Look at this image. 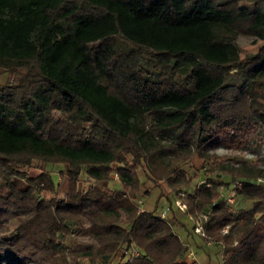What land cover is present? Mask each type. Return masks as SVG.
<instances>
[{"label":"trees","instance_id":"16d2710c","mask_svg":"<svg viewBox=\"0 0 264 264\" xmlns=\"http://www.w3.org/2000/svg\"><path fill=\"white\" fill-rule=\"evenodd\" d=\"M240 1L0 0V264H206L175 216L141 205L140 170L165 179L168 209L207 214L215 264H264L262 168L203 150L216 130L241 145L264 112V38L245 55L238 40L264 22L236 15ZM35 161L60 166L55 194Z\"/></svg>","mask_w":264,"mask_h":264},{"label":"rangeland","instance_id":"374dc122","mask_svg":"<svg viewBox=\"0 0 264 264\" xmlns=\"http://www.w3.org/2000/svg\"><path fill=\"white\" fill-rule=\"evenodd\" d=\"M234 13L239 15L241 18L246 21L258 20L264 22V11L263 5L260 0H242L239 2L238 6L235 8ZM262 38L240 35V54L245 55L252 51L254 45L259 42ZM1 69V68H0ZM6 78L5 73H0V82H4ZM256 115L261 120L259 125L255 126L253 134L247 138L241 145L236 147L228 146L223 142V139L216 130L215 134L204 144L203 150L207 153H213L219 156L227 165L241 166L248 163H257L259 167L262 168V178H264V112H256ZM48 124L53 122V117L47 119ZM88 123V120L85 121V124ZM187 169L189 175L195 174L196 176L190 182V185L193 186L200 178L202 180L204 171V165L202 158L194 155L188 162L183 164ZM146 166V165H145ZM60 166L44 165L40 161L33 162L29 166L28 171L31 175L42 173L43 177L46 178V185L41 187V193L46 196L55 194L54 186L52 181L49 178L51 173L54 177L56 171H58ZM145 169H147L145 167ZM214 175L228 179L230 176L225 172H215ZM140 176L143 179V188L147 189L145 193L141 194V205L143 207L152 208L154 204L157 203L156 211L160 212L163 208L166 207V200L164 196L166 194L171 195L170 186L167 184L165 179H157L156 182L148 179L144 175V171L140 170ZM242 185V184H241ZM160 193V194H159ZM160 195L161 197L159 198ZM237 205L248 206L249 201L243 200L241 197L236 198L235 203ZM173 210H167L168 217H176L175 227L184 240L186 244H189L186 249V254L188 259H196L201 263L206 264H215L221 258L220 246L216 244H206L200 238V236L191 230L192 222L188 219L187 215L182 211H179L176 206L172 205ZM198 243H202L201 245ZM193 249V253L190 254L189 250Z\"/></svg>","mask_w":264,"mask_h":264},{"label":"built area","instance_id":"2783aa9c","mask_svg":"<svg viewBox=\"0 0 264 264\" xmlns=\"http://www.w3.org/2000/svg\"><path fill=\"white\" fill-rule=\"evenodd\" d=\"M257 181H264V178L258 177ZM241 184H242V182L240 180H238V179H235L233 181V185H241ZM225 198H226V200L229 203H234L236 201L237 194H236V192L234 190H231L229 193H227L225 195ZM139 202H141V200H139ZM175 203L177 204V206L180 209H182V210L185 209V204H184V202L181 201V199H176ZM167 210H168L167 207L163 208L160 211V215L161 216H165L167 214ZM188 217L193 223V231L196 234L200 235V236H205L206 234H205V231H204V228H203V223L207 219V214L205 212H201L197 216L188 215ZM226 229H227V226H225L222 229V231H226ZM206 242L210 243V241H208V240ZM189 253L192 254L193 253V249H190Z\"/></svg>","mask_w":264,"mask_h":264},{"label":"crops","instance_id":"0c3cea01","mask_svg":"<svg viewBox=\"0 0 264 264\" xmlns=\"http://www.w3.org/2000/svg\"><path fill=\"white\" fill-rule=\"evenodd\" d=\"M205 243H206V244H209V245L211 244V243H207V242H205Z\"/></svg>","mask_w":264,"mask_h":264}]
</instances>
